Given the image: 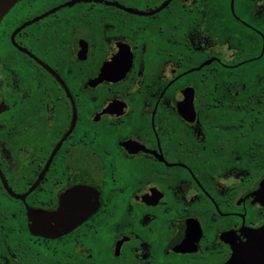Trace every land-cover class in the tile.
Wrapping results in <instances>:
<instances>
[{
	"label": "flooded vegetation",
	"instance_id": "flooded-vegetation-1",
	"mask_svg": "<svg viewBox=\"0 0 264 264\" xmlns=\"http://www.w3.org/2000/svg\"><path fill=\"white\" fill-rule=\"evenodd\" d=\"M263 181L264 0L1 19L0 264H224L264 223ZM61 206L69 228L31 231Z\"/></svg>",
	"mask_w": 264,
	"mask_h": 264
},
{
	"label": "water",
	"instance_id": "water-1",
	"mask_svg": "<svg viewBox=\"0 0 264 264\" xmlns=\"http://www.w3.org/2000/svg\"><path fill=\"white\" fill-rule=\"evenodd\" d=\"M18 1L0 0V21ZM258 201L264 207V181ZM70 214L71 210L68 206H61L58 211L54 212L30 211V229L33 232L55 235L56 232L69 228L67 227L68 223H74ZM224 264H264V223L259 229L253 231L243 246L237 247L233 251L231 257Z\"/></svg>",
	"mask_w": 264,
	"mask_h": 264
}]
</instances>
